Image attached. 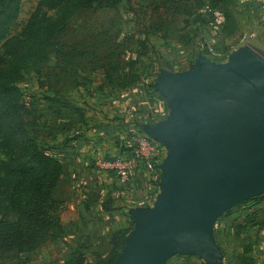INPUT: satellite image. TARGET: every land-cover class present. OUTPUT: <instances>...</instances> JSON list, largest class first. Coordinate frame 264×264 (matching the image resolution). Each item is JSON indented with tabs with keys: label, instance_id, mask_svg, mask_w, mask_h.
<instances>
[{
	"label": "water",
	"instance_id": "95a60500",
	"mask_svg": "<svg viewBox=\"0 0 264 264\" xmlns=\"http://www.w3.org/2000/svg\"><path fill=\"white\" fill-rule=\"evenodd\" d=\"M156 89L170 113L145 133L161 142L156 200L130 213L136 227L112 264H167L196 255L222 264L218 217L264 193V58L242 47L227 61L199 54L186 72L162 70Z\"/></svg>",
	"mask_w": 264,
	"mask_h": 264
},
{
	"label": "rangeland",
	"instance_id": "374dc122",
	"mask_svg": "<svg viewBox=\"0 0 264 264\" xmlns=\"http://www.w3.org/2000/svg\"><path fill=\"white\" fill-rule=\"evenodd\" d=\"M37 1L23 0L19 26L28 19ZM237 2L239 0H235L233 5L234 11L239 6ZM204 4L186 23L181 16L171 12L153 11L150 0L134 1L131 4L124 2L112 13L94 8L78 11L50 44L46 55L32 63L19 83L26 99L33 102V114L28 118L29 134L40 141L41 136L45 137L42 132L48 125L50 127L59 123L46 110L51 104L49 99H58L68 104L72 99L85 98L88 101H84L90 103L85 110L93 117L101 110L98 109L101 103L114 100L119 94H127L133 88L128 94H132L129 98L133 102L141 101L136 104V112L139 110V114L148 111L149 108H146L149 104L153 105V111L159 108V104L163 107L166 100L163 99V103L157 99L148 102L142 96L144 90L147 92L151 86L156 85L161 67L167 66L177 73L186 72L195 64V57L200 51L202 55L214 58L210 51L203 50L205 46L210 45L214 50L230 53L246 44L244 24L228 37L221 32L220 18L214 13L213 0H204ZM72 54L74 57L70 59ZM260 55L264 58V52ZM191 62L194 63L192 66ZM142 108L145 109L142 111ZM66 112L67 109L64 118ZM40 116L43 117L40 119ZM100 170L97 168V171ZM137 177V174L133 175L129 181L117 179L120 181L117 184L120 185L118 188L121 195L113 198L112 203L116 201V206H123L126 212L138 206L140 191L144 189L137 184ZM157 181L160 184L161 173ZM150 182L154 184L155 179L151 178ZM249 199L227 209L215 222L213 236L224 254L222 264H226L227 260L231 261L230 264H239V255L253 256L256 264H264V230L249 226L248 220L251 218L246 210L249 206L254 207L253 202L258 199ZM263 209L262 205L255 207V210ZM62 217L67 229L66 237L37 251L34 254L35 264H51L61 258L63 252L70 255L68 252L73 240L69 230L70 213L65 210ZM122 219V229L133 231L136 227L133 216L124 212ZM111 249L106 248L101 256L93 249L87 255V264H104L109 259ZM70 260L71 257L68 262ZM167 264H195V259L177 256Z\"/></svg>",
	"mask_w": 264,
	"mask_h": 264
},
{
	"label": "trees",
	"instance_id": "16d2710c",
	"mask_svg": "<svg viewBox=\"0 0 264 264\" xmlns=\"http://www.w3.org/2000/svg\"><path fill=\"white\" fill-rule=\"evenodd\" d=\"M134 1L147 0H38L28 19L19 26L23 0H0L1 260L9 262L17 258L23 262L30 254L48 243L63 240L67 235L62 220L64 201L56 197V191L64 174V164L51 147L29 134L28 118L33 114V102L26 99V94L19 85L22 76L34 61L46 55L50 44L78 11L94 8L112 13L124 2L131 4ZM150 1L153 11L171 12L181 16L185 23L205 5L204 0ZM213 2L214 13L220 18L221 32L228 37L232 36L239 26L233 9L235 0H213ZM203 50L209 51L208 46ZM73 57L74 54L70 55V59ZM211 59L216 60L213 57ZM193 64L191 62L190 66ZM164 69L171 70L164 66L159 72ZM152 87L155 88L156 85ZM49 100L51 104L46 109L49 111L51 109L56 119L62 117V108L82 110L71 102L64 104L58 99ZM131 142L133 140H130L129 144ZM135 147L136 144L133 142L123 147L119 154L131 155ZM255 199L258 200L254 201ZM249 200L254 201L255 206L246 209L251 218L248 224L252 228H263L264 209L255 210V207L264 201V193ZM128 230L120 229L111 234L113 247L108 254L109 259L106 264H112L121 253L126 238L132 231ZM89 246L90 244L84 242L76 247L80 252L76 250L67 264H85L89 256L82 249H89ZM101 254L102 251H98L97 255L101 256ZM177 256L181 255L173 258ZM184 257L189 259L193 255ZM238 257L239 264H256L253 256ZM231 260L236 262L234 257H231ZM230 262L227 260L226 264ZM195 264L206 263L197 259Z\"/></svg>",
	"mask_w": 264,
	"mask_h": 264
},
{
	"label": "crops",
	"instance_id": "0c3cea01",
	"mask_svg": "<svg viewBox=\"0 0 264 264\" xmlns=\"http://www.w3.org/2000/svg\"><path fill=\"white\" fill-rule=\"evenodd\" d=\"M237 5L239 6L235 7L234 13L238 19L239 27L244 24L246 28V44L242 47H251L261 54L264 52V21L261 19V13L264 11V0H239ZM233 52L216 51L214 54L216 60L213 61H227ZM150 88L147 92L145 90L142 92L143 98L148 102L157 99L158 102L163 103V99L166 100L156 87L151 86ZM132 90L133 88L128 93H131ZM128 93L119 94L114 100L101 103L100 108H98L101 110H98L93 117L85 110L88 109L86 105L90 104L84 101L87 100L85 98L80 99L81 101L75 98L76 101L70 100L74 106L82 110L69 108L66 112V118L63 115L66 109L62 108V117L58 119L50 110L51 116L59 123H54L55 126L51 125L50 127L48 125L42 132L45 137L41 136V140L51 147L53 152L58 154L63 161L64 174L56 191V197L64 201L63 212L67 210L70 213L69 230L73 236L70 243L72 248L68 252L70 255L63 252V256L51 264H67L68 259L70 257L72 259L76 250H79L76 247L81 246L84 242L90 244L89 249H82L88 255L93 249L103 253L106 248H112L111 234L123 228V213L131 214V208L126 212V208H122L123 206H116V201L112 203L113 198H119L121 195V190L118 188L120 185L117 184L120 181L114 177L111 170L105 168L103 162L114 158L123 147L132 144L136 135L141 132L145 133V125L155 124L167 118L170 108L167 100L163 107H160L159 104V108L155 111H153V105L150 106L149 104L146 108H149L148 111L139 114L142 117L137 124H134L129 114L136 111V104L141 101L133 102V99L129 98L132 94ZM144 109L142 108V111ZM42 117L40 116V119ZM130 140L133 142L129 144ZM165 149L164 157L157 162L158 167L167 157V149ZM97 168H101L102 171H97ZM159 171L161 173L160 168ZM136 174L139 176L137 177V184L144 189L140 191L138 206L134 207H148L152 204L150 195L153 192V183L150 182L151 178L146 168L140 167L134 175ZM262 203L264 201L260 203L263 207ZM110 222L112 226H110ZM259 229L264 230V227ZM36 252L30 254L28 259L23 262L17 258L9 262L0 259V264H35L34 254ZM193 258L195 261L197 259L202 260L196 255H193ZM88 262L89 257L85 264Z\"/></svg>",
	"mask_w": 264,
	"mask_h": 264
},
{
	"label": "built area",
	"instance_id": "2783aa9c",
	"mask_svg": "<svg viewBox=\"0 0 264 264\" xmlns=\"http://www.w3.org/2000/svg\"><path fill=\"white\" fill-rule=\"evenodd\" d=\"M261 19L264 21V11L261 13ZM208 50L211 54L216 53V50L210 45H208ZM129 117L134 124H137L142 116H139L138 111H132ZM134 142L136 147L131 155L119 154L107 162H103V164L105 168L111 170L114 177L120 181H129L140 167L146 168L150 178L155 179V183L152 186L153 192L150 195V200L152 202V204H150L151 206L156 200L159 190V183L157 180L159 179L160 171L157 162L164 157L165 147L161 142L151 138L144 132L136 135Z\"/></svg>",
	"mask_w": 264,
	"mask_h": 264
}]
</instances>
